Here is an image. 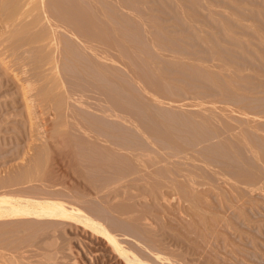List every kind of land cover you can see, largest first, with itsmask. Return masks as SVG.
<instances>
[{"label":"bare ground","instance_id":"bare-ground-1","mask_svg":"<svg viewBox=\"0 0 264 264\" xmlns=\"http://www.w3.org/2000/svg\"><path fill=\"white\" fill-rule=\"evenodd\" d=\"M127 1L0 0V64L4 70H7L10 67H8L6 62L10 63L15 59L17 61L15 63L21 62L19 64H23V66H19L25 69L32 62L35 63H33L35 65V69H33L36 70V74L38 73V77L36 79L35 73L33 76L35 75L36 81L33 80V77V79L30 78L32 75L29 73V68V71L25 72V74H23L24 71H19L23 75L30 74L29 78V75L27 76L28 79L25 78L26 76L23 78L24 80L27 79L25 82L20 81L18 83L20 84L22 98L25 101L22 100L26 109H28V114L30 113L31 115L30 117L33 115L34 118H38L39 114L42 116V124H40L41 128H43L42 131L48 133L50 128L48 129L47 127L53 124V127L50 125L52 127L51 130L56 128L52 131L54 132V137H58V139H54L59 141L60 136L62 139L64 138L63 143H65L64 149V145L61 142L57 141L58 143H54L55 140L52 139L54 142L48 146L47 140L50 137L43 139L47 143V147L44 142L43 145L41 142V145L44 146L45 144V146L42 148L40 146V150L36 152L37 155H34L30 165L17 175L11 176L2 182L5 186L13 184L14 187L17 184L19 187L16 185V189H12L16 191L19 188L16 193L20 191L18 194L27 198L30 206L31 204L35 206L26 205L21 210L0 207V212L29 215L30 211H32L31 213L36 216L39 222L26 224V229L30 227L27 232L30 229L32 232H28V236L16 241L8 240L9 230L0 232V264H69L61 260V258H71L74 251L75 255L72 258L75 259L78 253L81 256L80 258H82L83 264H104L103 261L105 259L109 261L108 264H157L158 262L155 263L156 261L161 264H168V255L170 257L169 260H171V256L175 257L177 255L176 257H181L178 258L179 261L185 259V263L182 261L183 263L181 264H188L186 260L188 256L185 252L193 249H188L187 246L189 245L187 244L185 245L187 249L184 246H180V248L186 249L183 250V252L185 251L183 253L181 252L183 248H176L175 243L179 240L183 241L185 236L180 234L188 233L189 230L186 231V227L185 229L182 228L186 232L183 231L182 233L180 230V234L176 236L177 231L174 233L170 229V231L165 229L177 239L175 242L176 239L173 240V237L171 238L166 231L165 233L160 230L162 232L160 235L158 227L154 226L159 223L163 224L164 227L165 222H163L164 218H162L164 215H160V213L163 212L164 214L165 211L160 210L167 201V196L170 193H175L174 196H176L179 193L178 191H180L182 197L185 195V199L184 197L182 199L185 202L188 201L190 205L196 200V195L192 196L194 199L190 195L194 194L193 191L197 188L195 186L201 187L199 184L203 180L200 181L199 176H202L203 173L198 175L202 170L199 171L197 169L199 165H194V162L199 164L197 161H204L205 154L202 152H204L205 145L209 142L208 140L213 142L216 137L218 139L217 135H219V133L211 135L209 132L211 130H219L218 126L220 128L223 126L224 135L226 134V136L229 135L234 140H239L240 144L238 142L237 144L241 147L246 145L244 147L245 150L251 147L249 150L247 149L248 151L246 150L247 152L256 149L253 148L254 146H250L253 141L250 143V140L246 139L250 135L246 138L244 135L246 132L249 134V128L251 127L253 128L251 129L252 131L259 129L257 130L259 131L258 135L261 134L262 129L260 130L259 123H257V128L255 125L257 115L253 114L255 117L251 112H248L247 114H250L251 117L249 122L244 121V119H247L246 113L239 111L236 113L242 114L241 116L245 115L243 118L240 115L239 117L237 115H234L236 117L231 116L235 114L231 112L235 111L237 109L235 107L238 106V102H231L234 99V95L237 96L236 93H240V84L238 83L239 80H242V72L234 68L233 64L230 65V59L220 63L214 62V64L210 62L212 65L205 61L206 64L203 57L193 52L189 54V51L185 50L187 47L184 41L186 38H196L201 41L204 37V41L207 43H219L218 38H213L212 36L213 29L219 28L225 35L229 36L230 42L252 47L255 55L259 56L258 47H261V49L264 47V0H224L227 4H230V12L221 6L214 5L212 0L128 1L131 4ZM151 2L160 4L157 8H154L148 5ZM156 10L160 13L165 10L173 13L174 18L181 20V25L188 30L189 35H186L185 39L181 36L177 38L171 35L168 32L167 25H165L164 17L151 13ZM241 13L246 14L247 19ZM205 15L210 25L206 22ZM235 28L246 30L251 38L244 40L239 38L236 35ZM239 47L244 48V46ZM241 48L239 49L242 50ZM32 52L33 57L30 56ZM28 62L31 63L29 64ZM66 62H73L74 65L72 64V67L77 71L76 77L78 79L72 77L74 82L70 80L69 83L72 82L70 86H68L69 83L67 85L66 82L63 83L65 81L64 77L61 78L62 75L60 77L59 73V70L62 72L63 65ZM60 63L64 64L61 66ZM32 71L31 68L30 72ZM13 75H15L14 72ZM14 77L16 78V75ZM247 77L244 75V82L245 79L248 81L249 78ZM23 79L21 78V80ZM186 81L191 83L199 81L204 86L207 85V88H211L214 93H218L216 96L214 95L216 98L219 93L223 94L222 98L225 94L226 96H232L231 100H229L230 98L227 99L231 101L230 105L232 106H226L227 100L224 101L221 97L218 98H221L222 102L219 101L220 99L216 100L208 96V100L206 97V103L212 100L211 104L215 105V101L213 102V99H215L216 102H221V106L225 104V108L221 107L220 104H216L218 107L216 109L221 107L220 109L223 108L222 112L226 111L221 114V110H218L216 112L220 114L217 115L210 103L207 106L208 104L204 102L205 100L198 98L201 90H193V85ZM35 82L43 86H36ZM38 86L42 88H37ZM35 89L40 90L35 91ZM211 94L213 95V92ZM188 98H197L206 105L202 102V104H198L196 99H193L196 103H193L192 100V102L187 101ZM236 101H238V98ZM190 107L197 108L192 110ZM226 107H234V109H230L229 111H232L229 112ZM34 114L38 115L34 116ZM169 114L177 115L178 126L166 118V115ZM251 115L255 118L253 119ZM33 117L31 120L34 119ZM237 117L241 120L243 119L244 123L248 122V125H252L249 123H254L255 127H248V131L247 127L241 124L243 123L242 121L235 119ZM258 117L260 116L258 115ZM256 120L258 121V119ZM237 121L245 128L236 126ZM263 124L262 122L261 126ZM188 125L195 126L198 131L204 127L210 129L207 134L204 135L205 132L203 133L205 137L203 135L197 136L199 140L202 137V142L204 137L205 145H203L201 140L195 142L198 140L194 139V135L189 139L190 141L191 139L195 140L192 142L194 147L196 145V151L192 146H190L192 150L187 147L189 142L187 138L192 134L188 136L189 133L187 135L183 129L187 128ZM51 130L49 131L51 132L49 133L50 135L52 134ZM38 132L39 134L42 133L39 130ZM254 132L256 133V131ZM47 133L46 135H48ZM208 133L210 134L208 137L212 139L207 138ZM41 135L39 136L42 138ZM221 135L224 137L223 134ZM186 139L188 142H186ZM205 140L208 142H205ZM222 141L224 142L223 139ZM232 141H228L226 138V143H224L226 146L229 145L230 147L231 145L232 147V143H230ZM192 142H189V144L191 143L192 145ZM218 142L221 143L220 140ZM198 143L201 146L197 145ZM198 146L199 148L201 147L200 150L204 146L200 155L198 154L200 151L197 150ZM256 151H254V154H258L257 149ZM251 154H253V151ZM257 157L259 158L257 155L255 159ZM188 163L193 164L197 168L192 166L194 168L192 171ZM56 170H59L58 174L62 171L61 175L67 172V178L69 175L68 182L62 180L64 178L62 177L63 175H60L62 178L58 176ZM194 171L199 172L197 174ZM259 174L261 175V173ZM253 176L257 175L253 174ZM194 177L197 180L199 179L197 184V180L195 181L196 178ZM236 178L231 183L228 178V182L233 186L236 184L239 189L237 182L240 185V180ZM202 179L205 178L203 177ZM235 179L239 181L236 182ZM254 180L256 179L254 178ZM256 181L258 182L259 179ZM263 181L262 179V183ZM256 183L255 185H257ZM262 183L260 182V184ZM243 184L240 186H243ZM211 188L212 186L209 189ZM232 188L234 190L235 187ZM21 192L24 194H21ZM194 192L197 194L199 191ZM180 193L178 195H181ZM202 195L204 196V194ZM172 196H169L170 200L175 198L171 199ZM187 196L190 197L191 201ZM162 201L165 202L162 203ZM169 202L171 203V201ZM197 203L192 204H195L193 206L197 209V214L202 219L204 212L207 213V211L204 209V212L201 213L202 208L200 210L196 206H200V204ZM159 206H162L161 209H158L160 208ZM168 206L169 204L167 206L164 205L165 208ZM193 206L191 205V207ZM156 208L160 211L158 214L161 216L162 223ZM153 209H155V212ZM105 213H108V215H104ZM171 219L169 221H172ZM154 221L158 223L153 225ZM182 222L184 223V221ZM203 222L200 224L205 223ZM205 224L207 226L208 223L206 222ZM37 226L41 230L36 233L35 230L37 229L35 227ZM31 227L35 230L33 231ZM163 227H160V229ZM195 229L193 232L199 235L200 231L196 229L199 231L197 232ZM206 230L204 231L206 232ZM172 231H175V229ZM205 232H202L203 234L200 233L201 236ZM207 232L205 235H210L211 232L209 234ZM212 232L217 233V231ZM3 234H5L6 238ZM164 234L168 235L165 236L168 237L167 239L165 238L168 242L172 240L175 242L173 245L170 242L168 244L172 247L175 245L177 250H174V248L172 250L169 247L170 245L164 239ZM32 235L35 236L33 237ZM198 235H195L196 239H198ZM71 236L76 239L79 236H83L91 241L101 242L102 253L101 247H97L99 243H96V248L100 250V253L97 252L98 249L97 251L87 250V247L94 245V242L89 241L91 245L88 244L87 246L85 243L89 242L84 243L85 238L82 239L83 241H78L80 239L78 238L72 246L75 238H73L74 242H71L73 241ZM36 237L38 241L33 242V238ZM56 237L57 242L60 241V238L62 240L65 239L66 242L63 240L64 243L61 240L60 242L63 243H60V246H58L59 243L55 245ZM138 237L145 241L146 246L142 239V243H139ZM203 237L199 235L198 241ZM211 237L208 236L207 238L210 239ZM193 238L194 236L190 244L194 241ZM85 241L87 240L85 239ZM201 241L204 242L205 239H201L198 243L195 242L200 246L202 245ZM207 241H205V244ZM209 242L211 243L210 246L215 243L212 244L211 240ZM83 243L85 246H83ZM23 244L27 246V249H25L26 247L24 248ZM197 244L195 245L198 246ZM31 245L37 247L36 250H33L35 256H32L34 257L26 255L28 248H31L28 246ZM191 246H193V243ZM149 248L157 249L155 253L152 251L150 255L151 259L153 258L151 256L154 255L156 259V261H153L154 263L148 262L151 260L148 255H146V258L149 259L148 261L141 258L142 254L145 257L144 252H148ZM209 248L210 250L212 249L211 247ZM37 250L38 252L36 253ZM201 250L206 251L205 249ZM149 251L148 253L150 254L151 250ZM212 252L213 250L208 252L206 256L209 253L211 255ZM30 253H32V250ZM161 253H165L167 256H162ZM201 253H204L202 256H205V252ZM192 254H190V257H192ZM194 254V258L199 256L196 250ZM60 255H62L61 258L58 257ZM212 255L214 257H211L215 258V254L213 253ZM100 259H102V262H98ZM215 259L212 261H215ZM176 260L172 263L178 262L179 264L180 262L178 260L175 262ZM75 262V264L82 263ZM215 263H219L218 259ZM169 264H171V261Z\"/></svg>","mask_w":264,"mask_h":264},{"label":"rangeland","instance_id":"rangeland-1","mask_svg":"<svg viewBox=\"0 0 264 264\" xmlns=\"http://www.w3.org/2000/svg\"><path fill=\"white\" fill-rule=\"evenodd\" d=\"M128 1H130V0H128ZM131 1H135V0H131ZM146 1H150V0H146ZM154 1H156V0H154ZM212 1H213L214 5L221 6V7H223L228 12L231 11L230 4H227L224 0H212ZM130 2H128V3H130ZM152 2L149 3L148 5L151 6V7H154V8H157L158 5L160 4V3L159 4L158 3L156 4V2H154V3H152ZM130 4H129V6H130ZM151 13L156 14L157 16L159 15L162 18L164 17L165 25H167L168 32L171 35H174L177 38H178V36H181L184 39H185V36L186 35H189L188 30L184 26L181 25V23H182L181 20L179 18H174V16L172 15L173 13H171L169 11H166V10L164 12H162V13H160L158 10L152 11ZM241 14L243 16L246 15V14H243V13H241ZM204 18L206 19V22L208 23V25H210V22H209V20H208V18H207L206 15L204 16ZM244 18H246V16ZM235 31H236V35L239 38L243 39V40L244 39H250L251 38V36L248 34V32L246 30H242V29H239V28H235ZM212 36H213V38H215V37L218 38L219 43H214V44L207 43V42L204 41V37L201 39V41L197 40L196 38H194V39L186 38L185 41H184V44L186 45L187 49H185V50H188L189 51L188 52L189 54H191L190 52H193V53H196L197 55H200L201 57L204 58V62L206 61L209 65H212L210 62H212L214 64V62L215 63H220V62L226 61L227 59H230V63L231 64L230 63L229 64L230 65L233 64L232 66L234 68H237V69H239L242 72V80L241 81L239 80V83H238V84H240V86H239L240 87V93L239 94L236 93L237 96H239V97H237V96H235L233 94L234 95V99L231 102L229 100H231V98H233L232 96H226V94H225L224 97L222 98L221 96H223V94L221 95V93H219V95H217V98H216L215 96L218 93H216V92L214 93V91H212L211 88H207V85L204 86V84L203 83H200L199 81H193L192 83L189 82V81H186V82L191 83L193 85V88H192L193 90H196V89L197 90L198 89L201 90L198 98H201L200 100H203V101L205 100L204 101L205 103L207 102L206 100H207L208 96L209 97H212V98H215L216 100L217 99L218 100L220 99L219 101H221V98L224 101L227 100L228 98H230L229 100H227V102L228 101L229 102L228 103L227 102L225 103L226 106H229L230 105V102L231 103H233V102L234 103H237L238 102L237 103L238 106L236 104H233V105L237 106V107H235V108H237V109H235V111L237 110V112H235L234 110L233 111L231 110L232 112L229 111L230 109H234V107H229V108L226 107V109H228L229 112H231L232 114L235 113V114L231 115L233 117H236L234 115H237L239 117L240 113L239 114H236V113H238V111L241 112V113H244V114L245 113L247 114L248 112L249 113L251 112L252 115L253 114L257 115V118L256 119H258V121L255 119V123H256L255 125H256V128H257L258 127L257 123H259V128L261 127L260 130L262 129L261 130V134L259 133L260 135H258V132L259 131H257L259 129H256V130H253L252 131L251 130V129H253L252 127L249 128L250 129V132H248L249 134H247V132H246L247 129H248V127H250V126L255 127V125H253L254 123H249V124H252V125H248L247 124L250 121V118H251L250 117V114L249 115L248 114L246 115V117H247L248 120L247 119L246 120L244 119V121H248L247 123H244L242 121L243 119L241 120L238 117L235 118V119H237L238 121L240 120V122L242 121L243 123H241V124H244V126L247 127V129H245L246 131L243 130L244 132H246L245 135H244V137L246 138L248 135H250L246 139H248V141L250 140L249 141L250 143H251V141L254 142L255 145L252 142L250 146H252V147L254 146L253 148H256L258 150V154L257 153H255V154H257L259 156V158L257 157V159H255V157L257 155L254 154V151L257 152L256 149L255 150H252L253 151V154H251L252 151H249L250 153L247 152L251 147L249 149L246 148V150L248 149L246 151L245 148H244L246 145H244V146L242 145L243 147H241L239 145L240 144L239 140H234L229 135H227V136H226V134L224 135V132L223 131H225V130H222V127L223 126H221V128H220V126L217 125L219 127V130L216 127V129L218 131L217 130L216 131H213V130L210 131L209 128H205V127L204 128H200L199 130L200 131L201 130L203 131V132L202 131L200 132V131H198L195 128V126L188 125L187 128H184L183 129V131L187 135L189 133L188 136H190V134H192L187 139L189 140L194 135V139L196 138L195 140H198V141H195L194 139L193 140L191 139V141L189 140V142H192V141L193 142L194 141L195 142H199L200 140L202 142V137L199 140V139H197V136H202L204 132H205L204 133V135H205V134H207L208 131H210L209 133H211V135L212 134L215 135V133L216 134L219 133V135H217V136H218V139L221 141V143L218 142L219 140L216 137L215 139H213V142H210V140H208L209 142L207 140H205V142H208L207 145H205V143H204V137L205 136L203 135L204 137H203V142L202 143H203V145H205V148H204V146L202 147V149L204 148V152H202V153L205 154V155L203 154L204 155V161L202 159L201 160L203 162H201L200 160L197 161V162H199V164H195V162H194V165H197V166L199 165L200 168L199 167L197 168L193 164L191 165V163H188V166L189 167L191 166L190 167L191 170L192 169L194 170L195 167L199 171L202 170L199 174H198L199 171L196 172L197 169L194 172H196L198 175H201L203 173L202 176L204 175L203 177L205 179H202L203 178L202 176H199L200 177L199 178L195 174L197 176V178L200 179V181H202V180L204 181V182L202 181L203 183L201 182V184H199L200 183V181H199L198 184L201 187H198V185L195 186L197 184V182H198L199 179L197 180V178L194 177V178H196L195 181L197 180L196 181V184L194 186L197 187L196 189L201 194L199 192H197V194H196V192H194V191H197V190L195 189L193 191V193H194L193 195L191 193H190L191 195L190 194H187V195H190V197L196 195L195 196V199L196 200H199V201H196V200L193 201L192 200L193 201L192 203L198 202L200 204V206L199 205H196V206L200 210L202 208L201 213L204 212V209H205V211H207V213L204 212L203 217L201 219V216H199V214H197L198 213L197 212V209H195V207L193 206L195 204H192L191 203V205L194 208L191 207V205H190V203H188V201L185 202L182 199L185 195H183V197H182V193H180V191H178L181 195H178L179 193H177L176 196H174L175 193H170L167 196L168 197V199L166 201L167 204H165L166 203L165 201H162V203L165 202L163 205L161 203V205L163 207L162 206H159L160 208L157 207L158 209H161V207H162V209L160 211H162V210L165 211L164 214H163V212L160 213V211H158V209L156 208L157 209L156 210L157 214L160 213V215L161 214L164 215V217L162 216V218H164L163 222H165L164 223V227L165 228L163 227V224L161 225V224H159L156 221H154L155 223H153V225L156 224V223H158V224H156L154 226H157L158 227V228L157 227L156 228L158 229L159 232H160V230H162V232L163 231L165 232L166 231L165 229H168L167 231H170L171 230V232H174V233H176V231H177V233H176L177 235L176 236H178V234H180L179 233L180 230L183 233V231H184L183 229H185V227H186V229H185L186 231L189 230L188 233L186 231H184L186 233L180 234V235H184L185 236L184 238L186 240L183 239V241L185 240L184 241L185 243L183 241H180V240L177 241V239L174 236L171 235L172 233L170 234L169 232L166 231L171 238L173 237V240L176 239L175 240V242L177 241L176 243L173 240H172L173 242L171 241L172 243L169 241L170 244H172V245H173V243H175L176 246H177L176 248L179 247L178 249H181L183 247L180 248V246H184L186 249L188 247V249L190 248V249H193V250L195 249L196 250V253H198L199 256L198 257L195 256V258H194V255H195L194 252H195V250L194 251L193 250L192 251L190 250L191 252L189 250H187L186 252L184 251L185 253H187L186 255L188 256V257L186 256L187 257L186 260L188 261V264L189 263H193V264H195V263H197V264H212L213 262L214 263L217 262V259L219 261L218 264H264V184H263L264 181L262 183V179L264 180V167H263L264 166V164H263L264 163V159H263L264 158V124L261 126V123L262 122L264 123V49H263L264 47H262V49H261V47L260 48L258 47V49H259L258 52H259L260 55L257 56V54L255 55L254 51L252 50L253 49L252 47H248L247 45H240V44H235V43L230 42L229 36L225 35L224 32L221 29H219V28H214L213 29ZM238 46H244V48H243L244 50L241 47H239L243 51L240 50L238 48ZM34 53H36V52H34ZM30 56L33 57V52H32V55H30ZM34 57H36V56L34 55ZM13 60H14V58H13ZM15 62L17 63L16 59L14 61L10 62V63L9 62H6V63H8V67H10L7 70L6 69L4 70L3 69V66H1V64H0V207L1 208L2 207H10V208H13L15 210H21V209L25 208L26 205H29L30 206V203H29L28 199L27 198H24L23 196H21L20 194H18V193H20V191H18V193H16L19 188L16 191H14L16 189L15 186L17 184H15L14 187H13V184L12 185L10 184V186L9 185L8 186L7 185L5 186V185L2 184V182L4 180L8 179L11 176L17 175L24 168H26L28 165H30V163L33 161L34 155L36 154V152H38V150H40V146L42 148L46 144V147H47V143H48V146H49V145H51L54 142L53 140H55L54 143L61 142L63 145L65 143H63L64 138L62 139L59 136V141H58V140H56V139H58V137L57 136L54 137L55 135L53 134L54 132L52 131L54 128L51 130V128L53 127V124H50L52 127L50 125H49V127H47L48 129L50 128L48 130V133L47 132L44 133L42 131L43 128H41L42 126L40 125V124H42V122H41L42 116L40 114L39 115L41 117L38 114H34V116L35 115L36 116L38 115V118H34L33 115H32V117L34 119L31 120L32 117H30L31 116L30 113L28 114V109H26L25 103L23 102L24 99L22 98L20 84H18V83H20V81L25 82L30 77V74L32 75L30 78H32V77L34 78L35 75H36V79H37V77H38L37 74L38 73L37 74L35 73V71H36V70H34L35 69V67H34L35 65H33L34 62H32V64H30L31 62H28L30 65L33 66V67L31 66V68L33 70L32 71L33 73L30 72L31 71L30 65H29V67H26V69H25L24 67H22L23 64H19L21 62H18V64H16ZM14 63L16 65H18V66H16ZM24 63L26 64V62H24ZM63 64H61V66ZM72 64H73V62H66L63 65L64 68L60 66L61 68H63L62 72H60L61 70H59L60 77H61V75H62L61 78L64 77V80L65 81H63V83L66 82V85L69 83L70 80H72L74 82V78L75 79L77 78L76 77L77 76L76 75L77 74L76 73L77 71L75 70L74 67H72L74 65V64L73 65ZM19 65H22V66H19ZM27 66H28V64H27ZM28 68L30 69V71H29ZM25 70H27V71H25ZM19 71L20 72H23L24 71L23 74H25V72H28L29 71L30 74L28 73L29 76L27 74L26 75H23ZM13 72L15 73L16 78L14 77L15 75H13ZM34 73H35V75L33 76ZM244 75L246 77L248 76L247 77V78H249L248 81H247V79H245V82H244ZM27 76H28V78H27ZM66 76H70L71 78L70 77H66ZM257 76H259V77H257ZM17 77H19L20 79L17 78ZM24 77L27 78V79L24 80L23 79ZM72 77H74V78L72 79ZM21 78L23 80H21ZM32 79H30V80H32ZM36 79L34 78L33 80L36 81ZM38 81H40V80H38ZM246 82H247V84H245ZM40 83H41V81H40ZM40 83L37 84L35 82V85L36 86L37 85L40 86L41 85ZM42 83H43V81H42ZM70 83H72V82H70ZM70 83H69L68 86H70ZM183 83H185V82H183ZM188 83H187V85H189ZM191 84H190V86H192ZM66 85H65V87H67ZM39 86L37 88H42V87H39ZM41 86H43V85H41ZM36 89H35V91L40 90V89H38V90H36ZM202 92H203V94H202ZM211 92H213V95L211 94ZM218 97H221V98H218ZM237 98H238V101H236ZM193 99H196L198 104L199 103L200 104L204 103V102L200 101L197 98H192V99L191 98L190 99L188 98L187 101H191L192 100L193 103H196L195 100H193ZM215 99H213V102L215 101L214 104L215 103L218 104V105L220 104V106H221V102L223 100L219 103V102H216ZM198 100H199V102H198ZM208 100H209V98H208ZM211 101L209 102L210 104H211ZM209 103H206V104H208L207 106L210 105ZM216 104L215 105H213V104L210 105V106L213 107V109L215 110V112L216 111L218 112V110L219 111L221 110L220 111L221 114L224 113V112H226V111L222 112L223 111L222 110L223 108L220 109L221 107H224L225 104L222 103L223 106H221L219 109H216V108H218ZM230 106H232V105H230ZM242 106H244V107L242 108ZM193 108L190 107V109H192V110H196L197 107H195L194 109ZM240 109H242L243 112ZM52 112H54V111H52ZM217 112H216V114L219 115L220 113L218 114ZM241 115H240L241 118H243V116H245V115H243V116H241ZM255 115H253V116H255ZM258 115L260 117H258ZM253 116H252V118H253ZM261 116H262V118H261ZM166 118H168L171 122L173 121V123L178 126V123H179L178 121L179 120L177 121V115L176 116H173V115H170L169 114V115H166ZM173 118H175V119H173ZM178 118H180V117H178ZM259 118H261L263 120H261ZM232 119H234V118H232ZM240 122H238L239 125H238V123L235 122L237 124L236 126H242V125H240ZM245 127L242 126V128H245ZM249 129H248V131H249ZM38 130L41 131L44 134H42V133L39 134ZM50 130L52 131V134L51 135L49 134V133H51V132H49ZM254 131H256V133ZM46 133L49 136L46 135ZM209 133L207 135V138L212 139L211 137H208V136H210ZM221 134H223L224 137H222ZM251 134H253V135H251ZM39 135H41L42 138ZM51 136H52V138H51ZM219 136H221V137H219ZM228 136H229V139H228ZM47 137L48 138L50 137L51 138V141H50V138L48 139ZM185 137H187V136H185ZM225 137L227 138L228 141L229 140H231V141L233 140L232 142H230V143H232V147L230 145L231 148L229 147V145L226 146V144H225L226 143L225 142L226 141V138ZM251 137H253V138H251ZM45 138L48 139L47 140L48 142L45 140L47 143H45L44 140H43ZM54 138H56V139H54ZM230 138H232V139H230ZM222 139L224 140L225 143L222 141ZM188 140L186 142H188ZM41 142H42V145H43V142L45 143L44 146L41 145ZM186 142H185V144H186ZM189 142H188V146L187 147L189 149H191L190 146H192L193 148H195V151H196V145L194 147L193 142H192V145H191V143L189 144ZM237 142L239 144H237ZM62 144H61V146H62ZM221 144H223V145H221ZM197 145L201 146L200 143H198ZM199 146L197 147L198 148L197 150L200 151L198 153L200 155L201 151H203V150L202 149L200 150L201 147L199 148ZM228 147H229V149H228ZM63 148L65 149V145H64ZM231 149H233V150H231ZM200 157H199V159H200ZM260 157H261V159H260ZM258 159H259V162H258ZM260 160H262V161H260ZM192 166L194 168H192ZM217 170L218 171H221V172H218ZM255 170H256V173H255ZM58 172H59V170L57 171L56 174L58 176H60L62 171H60L59 174H58ZM216 172H218V173H220L222 175L221 176H220V174L217 175L218 173L216 174ZM259 173H261V175ZM67 174L68 173L65 172L64 174H62L63 176L62 175L61 176L65 178V175H66V178H67ZM253 174L254 175L256 174L257 176H253ZM243 176H246V177L243 178ZM230 177H234V178L238 177L236 179H239L240 180V185H242L244 183L245 184V185L243 184L244 187L243 186H240L239 185V182H237L239 180H236V179L235 180L238 183L239 189H238V187H237L236 184H234L235 186H233L232 184H230L232 182V180H234V178H231L230 179ZM256 177H258V178H256ZM64 178H62V180H65L66 182H68L69 175H68V178L67 179L66 178L64 179ZM228 178H229V180H231V181H229L230 183L228 182ZM254 178L256 180L259 179V181L257 182L256 180H254ZM260 179H261V181H260ZM248 180H249L250 183L248 182ZM193 182H194V180H193ZM260 182L262 184H260ZM255 183L257 185H255ZM211 186H212V188H211L212 190L209 189ZM215 186H217V187H215ZM231 186L232 187H235L237 190L235 188L233 190V188ZM17 187H19V186L17 185ZM12 188H15V189H12ZM174 192H177V191H174ZM21 194H24V193L21 192ZM202 194H204V196ZM169 196H172L171 199L173 197H175V198L172 199L173 201L170 200V197ZM180 196H181V198H180ZM178 197H179V201H178ZM187 197H189V196H187ZM190 197H189V200H190ZM202 198H204L205 200L202 199ZM184 199H185V197H184ZM192 199H194V198L192 197ZM169 201H171V203ZM174 202H175V204H174ZM168 204H169V206L165 208L164 205L167 206ZM171 204H172V206H170ZM33 205L31 204V206H33ZM176 206H177V208H176ZM184 207H185V209H184ZM166 209L169 210L170 212L167 211ZM193 209H195V210H193ZM153 210L155 212V209H153ZM179 210H180V212H179ZM173 211H174V214H173ZM31 212L32 211H30L29 215L28 214L27 215H21V214L14 213V212H12V213L0 212V232H5L6 230H9L8 237L7 238L10 241H16V240H19L20 238H23V237L28 236L29 233L32 232V230L30 229L28 231L29 232L28 233L27 230L30 227L28 229H26L27 228L26 227V224H36V223L39 222L37 220L36 216L34 214H32ZM176 214H178V215H176ZM104 215H108V213L107 214L105 213ZM160 215H159L160 222L162 223V221H161L162 219H161V216ZM175 215H176V217H175ZM204 215H206V216H204ZM165 218H166V220H165ZM174 218H175V220H174ZM176 218H179V219H176ZM170 219L172 221H169ZM180 219H182V220H180ZM202 220L203 221L205 220L204 222L205 223L206 222L208 223L207 226H206V224ZM182 221H184V223ZM189 221H191V222H189ZM201 221L204 224H200V223H202ZM169 222H171V223L169 224ZM196 222H198V223H196ZM107 223L108 222H106V224ZM209 224H211L212 226L209 225ZM107 225H109V223ZM181 225H182V227H181ZM124 226H126V225H124ZM38 227L39 226L35 227L37 230H35L32 227L31 228L33 229V231L35 230V232L37 233V231H40L41 230V229H39L40 227L39 228ZM41 227H43V226H41ZM160 227H163V228L160 229ZM211 227H213V228H211ZM195 228L198 229L200 232L197 231ZM120 229H122V228L120 227ZM174 229H175V231H172ZM194 229H195V231L199 232L200 237H203L206 234L207 230H208L207 234H209L211 232L212 235L210 233V235H208V236L209 237L212 236L213 239H212V237L210 239L207 238L208 237L207 235H205L201 239L202 240L205 239V241H207L209 239L208 241L211 240L212 244L215 242L214 245L210 246V244H211L210 242L208 243V241H207L206 244H205V241L204 242L201 241L200 243L203 246L202 245L199 246V244H197V243L201 239L198 241L199 235H198V233L196 234V232H193ZM218 229H219V231H218ZM204 230H206V232ZM210 230L217 231V233L216 232H212ZM201 231L202 232H205V234L202 235V236H201V234H203V233ZM162 232H160V235L162 234ZM189 233H190V235H189ZM218 233H220V234H218ZM5 234H3V235L5 236ZM38 234H39V232H38ZM173 235H175V234H173ZM195 235L196 236L198 235V239H196L197 237ZM218 235H220V236L217 237ZM30 236H31V234H30ZM163 236H164V239L165 238L166 239L168 238V237H165V236H168L166 234H164ZM189 236H191V237H189ZM193 236H194V238H193L194 241L192 242L193 243V246H191L192 243L190 244V242H191ZM188 237H189V239H188ZM5 238H6V236H5ZM73 238H75V237L71 236V239L72 240H73ZM78 238H80V239H78ZM78 238H77L78 241H80V240H82L85 237L79 236ZM218 238H219V240H218ZM56 239H57V237L55 238V240ZM77 239L75 238V242H74V240L71 241V242H74L72 244V246L76 243ZM85 239L87 241H85ZM85 239H84V241L82 240L84 243L91 241L88 238H85ZM141 239L142 238H139V240H138L139 243L140 242L142 243ZM36 240L38 241L37 237L36 238H33V242H35ZM58 240H59V238H58ZM61 240H62V238H60V241ZM63 240L66 242L65 239H63ZM60 241L57 242V240H56L55 241L56 242L55 245H57L59 243L58 246H60L61 245L60 243H63L64 242V241L63 242H60ZM91 242H94V241H91ZM91 242L85 243V244H87V246H88V244H90ZM169 242H168V240H166V243L167 244ZM179 242H182L184 244L180 243V244H182V245H180ZM194 242L198 246H196L194 244ZM202 242L205 244V246H204V244ZM84 243H83V246H85ZM96 243H99V245L97 246L98 248H100L102 246V243L101 242L95 241L94 242V245H91L90 244L92 246V248H91V246H88L87 247L88 249L87 248L86 249L87 250L91 249L89 251H93V250L94 251L95 250L97 251L98 248H96V245H97ZM143 243H145V241ZM207 243H208V245H207ZM24 244H23L24 248L26 247L25 249H27V246L24 245ZM32 244L34 245V243H32ZM170 244H168V245H170ZM186 244L189 245V246L186 247L185 246ZM33 245L28 246V247H31V248H28V250L26 252V255L27 256L28 255L31 256V257H34L35 256L34 255L35 253H33V250L34 249L36 250L37 247L34 246V247H36V248H34ZM144 245L146 246V243ZM93 246H95V247H93ZM169 247H171L172 250H173V248H174V250H177L175 248V245L173 247L170 245ZM209 247H211L212 249L210 250ZM185 248L181 249V252H183V250ZM30 249L32 250V253H30V251H31ZM73 249L76 250L75 247H73ZM153 249H155V250H153ZM153 249L152 248H149V250H151V253L149 254L148 252H150V251L148 250V252L146 251L147 254L144 252V254H145L144 256L145 257H143V254H142L141 258L143 260L148 261L149 260L148 258H150V255L152 254V251H153V253H155L157 251L156 248H153ZM201 249H205L206 251H203ZM100 250H101V253H102V247H101ZM100 250L98 249L97 252L100 253ZM212 250H213L212 254L214 253L215 254V258L216 257H218V258H216V259L215 258H212V257H214V255H212V254L210 255V253L206 256V254L208 252L212 251ZM199 251H200V254L201 255L199 254ZM37 252H38V250L36 251V253ZM159 252H157V253H159ZM201 252H205V256L208 259H206L205 256H202V255H204V253L202 254ZM73 253L74 254L72 256L75 255V251ZM140 253H142V252H140ZM140 253H139V256H140ZM59 254H61V253H59ZM190 254H192V257H190ZM32 255H34V256H32ZM146 255H148V258H146L147 257ZM161 255L164 256L166 254L165 253H161ZM61 256L62 255H60L58 257L61 258ZM72 256H71V258H72ZM78 256L79 255L77 253V256H75L76 258L74 257L75 259L72 258V260H71L70 257H69L70 259L64 257V258H61V260L66 261L69 264H73V262L75 264L76 263L75 261H78L80 263L82 262L81 264H83V261H81L82 258H80L81 256H79V257ZM176 256L175 257H172L171 256V260H169L170 257L168 255L167 256L168 257V261L166 260L167 263L168 262L170 263V261H171V264H174L172 262H174L175 259L178 260V258H181V257H176ZM208 256L210 258H212V259H210ZM151 257H153V258L152 259L150 258L151 260H149L148 262L154 263L153 261H156L154 255L151 256ZM173 258H175V259L173 260ZM190 258H192V259H190ZM213 259H215V261H212ZM105 260L103 261L104 264H108L109 261H107V259H105ZM177 260L175 262H177ZM71 261H72V263H71ZM182 261L184 262L185 259L179 261L180 262L179 264L183 263ZM187 261H186V263H187ZM98 262H102V259H100ZM155 263L159 264L160 262L159 261H156ZM175 264H178V262L175 263ZM215 264H217V263H215Z\"/></svg>","mask_w":264,"mask_h":264}]
</instances>
